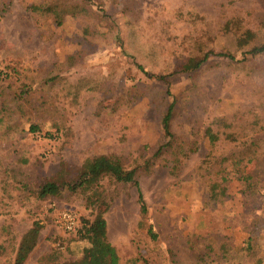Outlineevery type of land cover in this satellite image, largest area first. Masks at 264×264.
Segmentation results:
<instances>
[{
	"label": "rangeland",
	"instance_id": "374dc122",
	"mask_svg": "<svg viewBox=\"0 0 264 264\" xmlns=\"http://www.w3.org/2000/svg\"><path fill=\"white\" fill-rule=\"evenodd\" d=\"M263 45L264 0H0V264L35 222L25 264H86L64 210L105 218L120 264H264ZM101 155L136 172L146 216L132 183L67 186Z\"/></svg>",
	"mask_w": 264,
	"mask_h": 264
},
{
	"label": "trees",
	"instance_id": "16d2710c",
	"mask_svg": "<svg viewBox=\"0 0 264 264\" xmlns=\"http://www.w3.org/2000/svg\"><path fill=\"white\" fill-rule=\"evenodd\" d=\"M48 7V6H47ZM37 9L36 7H34ZM50 7L46 8L44 11H50ZM59 15V14H57ZM253 55H259L264 53V45L261 47H254L250 52ZM225 56V55H223ZM229 58L233 59V56L228 55ZM208 59V56L205 58L196 61L191 59L184 66L183 70L186 72L194 71L202 66V64ZM1 74V72H0ZM164 79V78H162ZM170 95V91H168ZM173 104L170 105L167 114L163 118V130L167 138L172 137L170 122L172 119V110ZM33 130H36L37 127H33ZM206 135L211 141H216L218 136L213 133L211 128L206 130ZM162 149V148H161ZM234 161V160H233ZM237 164H240V161L233 162V169L237 167ZM239 169V168H238ZM234 171V170H233ZM240 171V174H244V170ZM136 172L134 170L126 169L120 159L109 156L101 155L88 160L82 167V170L79 174L78 181L74 184L67 185L73 191L76 189L85 186L86 184L92 183L104 176H112L118 182L123 183H132L139 189V199L138 202L141 206L142 216H146L148 213V208L144 197L139 188V182L135 177ZM244 182L247 185L251 186L250 182L252 176L248 175L243 178ZM64 188V184H59L56 181L48 180L45 183L41 184L38 187L37 195L40 199H45L48 196H57ZM80 229L75 233L78 237L88 241L89 246L84 249L83 256L86 259V264H120V257L116 248L110 243L108 239V225L105 218L102 216H97L93 222H82L80 218ZM42 223L35 222L32 228L23 236L20 247L18 249L17 257L15 264H25L30 254L34 251L38 245L40 233L42 230ZM152 233V232H151ZM156 236L153 235V238ZM248 247H252V244L249 242ZM60 264H82L80 260H72Z\"/></svg>",
	"mask_w": 264,
	"mask_h": 264
},
{
	"label": "built area",
	"instance_id": "2783aa9c",
	"mask_svg": "<svg viewBox=\"0 0 264 264\" xmlns=\"http://www.w3.org/2000/svg\"><path fill=\"white\" fill-rule=\"evenodd\" d=\"M1 75L0 86L3 85L5 80V76ZM56 225L65 233L74 234L80 229V217L71 210H64L57 216Z\"/></svg>",
	"mask_w": 264,
	"mask_h": 264
}]
</instances>
